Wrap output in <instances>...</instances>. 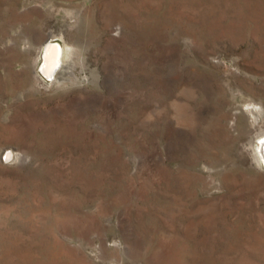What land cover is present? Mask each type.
Masks as SVG:
<instances>
[{
    "label": "rangeland",
    "instance_id": "obj_1",
    "mask_svg": "<svg viewBox=\"0 0 264 264\" xmlns=\"http://www.w3.org/2000/svg\"><path fill=\"white\" fill-rule=\"evenodd\" d=\"M262 137L264 0H0V264H264Z\"/></svg>",
    "mask_w": 264,
    "mask_h": 264
},
{
    "label": "bare ground",
    "instance_id": "obj_2",
    "mask_svg": "<svg viewBox=\"0 0 264 264\" xmlns=\"http://www.w3.org/2000/svg\"><path fill=\"white\" fill-rule=\"evenodd\" d=\"M61 49H62V46L59 42L47 40L44 43V46H43L44 61L42 63L41 69L45 74H47L51 78L55 76L54 72H56V70L59 69L62 64L61 54L63 52ZM14 134L20 135L19 132L17 131ZM258 153H259L260 158L264 162V137L259 139Z\"/></svg>",
    "mask_w": 264,
    "mask_h": 264
},
{
    "label": "snow or ice",
    "instance_id": "obj_3",
    "mask_svg": "<svg viewBox=\"0 0 264 264\" xmlns=\"http://www.w3.org/2000/svg\"><path fill=\"white\" fill-rule=\"evenodd\" d=\"M7 158V157H6Z\"/></svg>",
    "mask_w": 264,
    "mask_h": 264
}]
</instances>
